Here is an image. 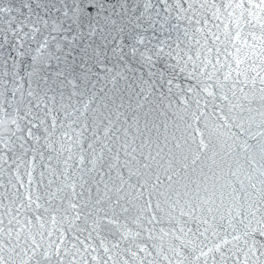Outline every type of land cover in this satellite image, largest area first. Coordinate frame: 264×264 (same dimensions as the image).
Here are the masks:
<instances>
[{"label":"snow or ice","instance_id":"snow-or-ice-1","mask_svg":"<svg viewBox=\"0 0 264 264\" xmlns=\"http://www.w3.org/2000/svg\"><path fill=\"white\" fill-rule=\"evenodd\" d=\"M0 264H264V0H0Z\"/></svg>","mask_w":264,"mask_h":264},{"label":"water","instance_id":"water-1","mask_svg":"<svg viewBox=\"0 0 264 264\" xmlns=\"http://www.w3.org/2000/svg\"><path fill=\"white\" fill-rule=\"evenodd\" d=\"M38 162H39V161H37V163H38ZM53 163H55V161H53ZM89 166H90V165H89ZM39 171H40V169L38 168L37 171H36V173H34V175L37 177V179H38V173H39ZM21 172L23 173V168L21 169ZM23 178H24L25 183H26V182H27V177L24 176ZM77 191H79V188H77ZM77 223H79V221H78ZM120 223H121V224L125 223L123 217H121V219H120ZM127 224H128V227L131 228L133 231H136V230H137V229H136V225L132 224L131 221H128ZM112 227L115 229L116 226H112ZM93 235L95 236V233H94ZM109 239L111 240V237H109ZM129 239H131V238H129ZM96 243L98 244L99 241L97 240ZM127 243H128V242L125 241L121 246H122V247L127 246ZM101 252H102V250H101Z\"/></svg>","mask_w":264,"mask_h":264}]
</instances>
